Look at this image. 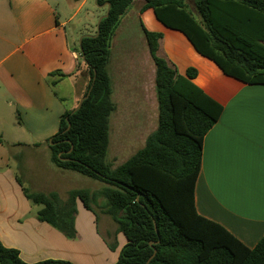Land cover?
<instances>
[{
	"label": "trees",
	"instance_id": "16d2710c",
	"mask_svg": "<svg viewBox=\"0 0 264 264\" xmlns=\"http://www.w3.org/2000/svg\"><path fill=\"white\" fill-rule=\"evenodd\" d=\"M107 1L108 15L99 22L97 35L84 36L80 42L88 71L82 96L90 89L89 95L77 110L61 114L57 132L47 141L55 166L106 185L96 191L72 189L64 201L56 192H29L23 187L26 198L41 205L38 219L73 238L75 200L92 210L91 204L103 198V211L126 238L114 264H145L152 254L147 264H264V235L248 248L196 211L194 184L202 140L221 106L192 82L193 68L180 75L157 55L162 35L141 23L155 66L157 126L125 162L112 168L106 161L109 117L115 108L106 69L110 38L133 0ZM195 7L203 23L185 9L184 0H145L142 9L151 8L162 24L181 31L224 74L264 84V0H195ZM0 264L73 263L61 259L26 262L17 249L0 242Z\"/></svg>",
	"mask_w": 264,
	"mask_h": 264
},
{
	"label": "crops",
	"instance_id": "0c3cea01",
	"mask_svg": "<svg viewBox=\"0 0 264 264\" xmlns=\"http://www.w3.org/2000/svg\"><path fill=\"white\" fill-rule=\"evenodd\" d=\"M51 1L0 0V102L16 116L11 142L0 134V242L17 249L26 262L61 259L73 264H114L126 238L99 201L101 207L96 206L103 213L101 221L75 200V237L66 238L38 219L41 205L26 198L22 180L13 169L11 158L20 149L48 148L61 114L77 106L88 80L87 65L65 27L89 0H73L75 10L64 20ZM144 3L137 12L139 20L148 31L162 35L157 55L180 75L193 68L196 75L192 82L221 106L218 119L203 136L194 184L195 209L252 248L264 235V84L245 83L224 74L198 53L181 31L162 24L151 8L142 9ZM184 4L195 20L203 23L195 0H184ZM139 76L134 81L143 97H132L130 85L125 83L124 108L141 111L138 118L143 124L145 118H158L155 66L149 52ZM24 134L29 140H23ZM69 171H60L52 183H65L72 178ZM70 190L63 197L57 194L64 201ZM109 244L117 245L111 250Z\"/></svg>",
	"mask_w": 264,
	"mask_h": 264
},
{
	"label": "rangeland",
	"instance_id": "374dc122",
	"mask_svg": "<svg viewBox=\"0 0 264 264\" xmlns=\"http://www.w3.org/2000/svg\"><path fill=\"white\" fill-rule=\"evenodd\" d=\"M51 2L62 20L68 18L75 10V2L73 0H59L58 4L53 0ZM142 3L143 0H137L128 6L127 12L119 17L110 38V55L106 69L110 75L111 99L115 108L110 114L109 145L106 161L112 167L123 163L139 150L143 146L147 134L157 124L155 115H153L152 119L145 118L148 120V124H145V119H143L142 124L141 119L138 118L141 115V111L124 108L127 99L125 95L128 89L127 86L124 87L125 83L130 85L132 97H143L141 87L138 82L134 81V79L140 77L139 73L144 67L145 55H148L146 39L140 25L142 21L141 19L139 20L137 13ZM105 11V7H99L95 0H89L67 22L65 29L68 39L78 45L81 35L93 34L96 30L98 18ZM147 15L151 19V14ZM141 24L146 28L144 22ZM139 82L141 81L139 80ZM10 109L3 102H0V134L8 142H11L15 137L16 131L14 126L16 116ZM23 140H29V137L24 134ZM50 157V149L43 148L41 151L20 149L16 157L11 158L12 164H14L13 169L16 170L18 175L17 177L20 181L22 180L23 186L30 192H56L63 197L64 194H67V190L70 189L85 188L89 191H96L106 185L100 180L58 168L51 162ZM19 163H21V166L18 165ZM52 165L60 170L54 169ZM60 171H69L72 178L66 180L65 183H52V179L57 178ZM46 177H48L47 180ZM98 201L102 202L104 200L99 198ZM96 205H99V203L97 202L90 212L101 221L104 217L101 206L97 207ZM63 235L66 238H70L64 233ZM116 245L114 244L110 249L114 250Z\"/></svg>",
	"mask_w": 264,
	"mask_h": 264
},
{
	"label": "water",
	"instance_id": "95a60500",
	"mask_svg": "<svg viewBox=\"0 0 264 264\" xmlns=\"http://www.w3.org/2000/svg\"><path fill=\"white\" fill-rule=\"evenodd\" d=\"M98 6H99V7H105V8H106V11H105V13H104L103 15H101V16L98 18L97 26H96V33H95V34H91V35H89V34L81 35L80 38H79V42H78L79 50H80V54H81L82 59H83V61H84L85 63H86V60L84 59V55H83V53H82V49H81V46H80L81 39H82L84 36H95V35H97V33H98L99 22L101 21L102 18H104V17H106V16L108 15V11H109L110 3H109L107 0H105L104 3L99 4ZM93 79H94V77H93ZM89 92H90V89L87 91V93H86L85 95H83V96L79 99L77 106H76L74 109H72V112H74L75 110H77V109L80 107L82 101H83V100L89 95ZM49 143H50V145H52V142H49ZM152 256H153V254L151 255V257H152ZM151 257H149V259L147 260V262L150 260ZM147 262H146L145 264H147Z\"/></svg>",
	"mask_w": 264,
	"mask_h": 264
}]
</instances>
